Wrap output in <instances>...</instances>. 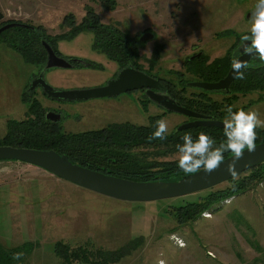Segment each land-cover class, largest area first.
<instances>
[{
    "label": "rangeland",
    "instance_id": "1",
    "mask_svg": "<svg viewBox=\"0 0 264 264\" xmlns=\"http://www.w3.org/2000/svg\"><path fill=\"white\" fill-rule=\"evenodd\" d=\"M109 1L0 0V11L3 21L40 26L50 36L68 34L92 14L100 23L113 25L131 38L151 32L153 37L147 41L137 38L140 67L147 70L150 65L152 74L179 88V75L174 71L182 73L185 80L193 79L183 66L187 57L199 51L212 61L239 44L235 34L249 35L257 3V0H112L110 7ZM225 29L234 33L221 35ZM53 44L59 56L77 59L71 67H52L43 72V79L54 89L96 87L112 79L120 68L96 47L91 29L60 36ZM251 64L264 66L259 58ZM39 67L23 59L7 34L0 35V139L9 121L25 118L28 102L23 93ZM196 91L187 86L185 95ZM39 94L37 90L34 97L42 109H47L45 117L57 114L56 120L65 132L120 122L128 107L134 115L133 123H147V113L133 99L134 94L75 101L53 100ZM207 94L216 101H222L226 95L216 91ZM123 100L127 104L121 110ZM231 108L255 110L264 119V98L260 91L240 94ZM160 110L154 107L150 113ZM161 119L168 122L170 133L189 117L168 111ZM158 149L139 145L128 152L144 162L178 158L177 150L163 146ZM247 174L249 171L241 176ZM227 186L226 181L179 197L151 202L123 201L79 187L40 167L3 160L0 243L6 248L33 243L28 256L30 264H68L55 251L56 241L70 247L117 250L135 238L139 246L110 264H264V181L252 183L246 192L222 201L220 208L202 213L196 220L179 223L171 215L173 206L199 200L206 191Z\"/></svg>",
    "mask_w": 264,
    "mask_h": 264
},
{
    "label": "trees",
    "instance_id": "2",
    "mask_svg": "<svg viewBox=\"0 0 264 264\" xmlns=\"http://www.w3.org/2000/svg\"><path fill=\"white\" fill-rule=\"evenodd\" d=\"M112 3L110 0L108 3L110 7H112ZM11 21H3L0 11V26ZM84 29L94 31L96 47L105 51L109 59L116 60L121 66L132 64L134 67L140 68L138 62L140 57L138 44L140 41L135 37L131 38L125 35L113 25L100 23L94 14L84 19L79 25L73 26L65 35L50 36L40 26L22 25L10 26L3 30L0 35H8L11 43L26 62L44 66L46 51L42 45L43 40L49 42L56 50L53 42L57 38L66 35L72 36ZM194 60L197 63L196 66L192 64ZM205 61L203 55L195 57L188 61L193 65L188 64V69L200 79L212 81L225 76L232 63V56L227 52L224 56L213 59L207 65L204 64ZM242 71L243 79H234L230 86V95L224 97L222 101L212 100L204 92L194 94L191 97H184L178 92L181 99L179 103L201 114H207L206 117L223 120L227 114L226 108L231 107L240 94L245 95L252 91H260L264 98V66L249 63ZM180 91L183 92L184 88ZM25 95L26 93H23V99L28 102L26 116L21 120L8 122L7 131L0 139V145L53 149L60 154L67 155L72 162L97 171H100L103 160L107 163L114 159L115 163H120V165L118 167L110 166L108 174L137 181L178 180L189 174L179 169L178 158L171 160L154 159L150 162H144L128 154L127 149H125V154H123L125 150L121 154L122 149L99 148L101 147L100 143L109 140L104 138L105 129L62 132L56 123L49 122L44 117L40 102L37 99H28ZM158 120H160V116H150L147 125L114 124L115 127H118V132L109 136L112 138L111 140L120 145L134 142L136 146H154L157 149L163 146L170 150H177V144L183 143V135L189 133L195 139L200 132H205L216 140L217 146L226 139L223 134V127L198 126L184 130L175 129L167 133V138L164 140H149L155 131ZM257 136L256 144L263 142L264 129L258 128ZM230 154L232 153L226 152L224 156L227 157ZM247 171L249 174L240 175L227 181L228 186L225 188L206 191L199 200L184 201L183 204L173 206L171 215L179 223L196 220L202 213L212 212L220 208L222 201L246 192L252 183L264 181V162ZM137 239L128 241L117 250L91 249L82 245L70 247L61 241H56L54 246L58 255H61L68 264L74 262L75 264H110L135 250L140 244ZM33 246L31 242H24L21 245L6 248L0 243V264H30L28 256L31 254ZM14 253H23V256L20 260H14L12 258Z\"/></svg>",
    "mask_w": 264,
    "mask_h": 264
},
{
    "label": "water",
    "instance_id": "3",
    "mask_svg": "<svg viewBox=\"0 0 264 264\" xmlns=\"http://www.w3.org/2000/svg\"><path fill=\"white\" fill-rule=\"evenodd\" d=\"M14 25L29 27V25L20 22H9L0 26V33L6 28ZM152 37L153 33L145 32L139 37V40L147 41ZM42 45L46 51L45 68H68L73 66V63L77 61V59L72 58L69 60L57 55L50 44L45 40L42 41ZM251 58L252 55H243L241 53L236 59L242 60L247 64ZM235 77L236 73H234L231 64L227 74L217 81H194L188 84L204 90L228 91ZM37 85L42 86L49 97L68 101L115 96L127 90L161 86L156 79L147 75L144 71L134 68L132 65L121 68L114 78L108 80L107 83L102 86L57 90L45 82L43 73L32 81L29 89ZM152 98L167 111L194 118L193 120L178 125L176 130H184L198 126L223 127L222 120L208 118L197 111L183 106L169 95L153 96ZM46 117L54 120L59 116L57 114H47ZM256 145L255 151L249 152L245 150L244 155L238 161H234L233 154L228 155L225 157V162L211 174L201 170L197 173L187 174L178 180L169 181H137L105 174L74 163L67 155L60 154L53 149H35L13 145H0V161L14 160L40 167L58 178L67 180L79 187L110 198L132 202H148L179 197L209 189L219 183L240 176L248 169L254 168L264 162V141ZM230 164H234V174L229 171Z\"/></svg>",
    "mask_w": 264,
    "mask_h": 264
},
{
    "label": "clouds",
    "instance_id": "4",
    "mask_svg": "<svg viewBox=\"0 0 264 264\" xmlns=\"http://www.w3.org/2000/svg\"><path fill=\"white\" fill-rule=\"evenodd\" d=\"M243 42V55H256L264 62V0H257L255 10L251 15L250 35L241 37ZM247 64L239 59L232 60V68L237 79H243L242 69ZM227 115L223 118V134L226 138L217 146L216 140L205 132H200L194 139L192 135L185 134L183 143L177 144L178 167L185 173H197L201 170L211 174L225 162L224 154H233L234 161L244 155L245 150L252 152L256 149L258 139L257 129H264V119L255 110L243 109L233 111L226 108ZM168 122L164 119L156 122L155 131L149 140H164L167 138ZM229 171L234 174V164L229 165ZM23 253H14L13 259L20 260Z\"/></svg>",
    "mask_w": 264,
    "mask_h": 264
},
{
    "label": "flooded vegetation",
    "instance_id": "5",
    "mask_svg": "<svg viewBox=\"0 0 264 264\" xmlns=\"http://www.w3.org/2000/svg\"><path fill=\"white\" fill-rule=\"evenodd\" d=\"M234 33V31H232V30H228V29H225L222 33H221V35H231V34H233ZM243 35H247L246 33H244V34H235V36L237 37V41L239 42V44H237V45H233L227 52H229L230 53V55L232 56V60L234 59V58H237L241 53H243V44L244 43H250V41L249 42H243L242 40H241V37L243 36ZM249 35H250V33H249ZM135 38H139L138 36H135ZM47 42V41H46ZM49 43V42H48ZM50 44V43H49ZM50 46H51V44H50ZM52 47V46H51ZM53 48V47H52ZM54 50V49H53ZM55 51V53L57 54V52H56V50H54ZM100 51H102V52H104L103 50H100ZM58 55V54H57ZM200 55H203L204 56V58L206 59V61H205V65H207V64H209L211 61H208V59H207V57H206V55L204 54V53H202V52H196V53H194L193 55H191V56H189V57H187L184 61H183V66L185 67V70H186V72L188 73V74H190V75H192L193 76V79H188V80H185V79H183V74L182 73H180V72H178V71H174V73L175 74H177V75H179V81H178V84H180V87L179 88H176V86L172 83V82H170V81H167L166 79H164V78H161V77H159V76H156V75H154V74H152L151 72H150V65H149V69H147V70H144L143 68H139V67H134L132 64V66L134 67V68H136V69H139V70H142V71H144L147 75H149V76H151L152 78H154V79H156L158 82H159V84L163 87H155V88H141V89H133V90H127V91H125V92H122V93H119V94H117V95H115V96H106V97H97V98H110V97H118L120 94H126V93H129V95H133L134 94V96H133V99H135V100H137L138 102H139V105L141 106V108H142V110L144 111V112H146L147 113V123H145V124H137V125H147L148 124V119H149V117L150 116H160V120H161V118L165 115V113L166 112H168L162 105H160V104H158L156 101H154L153 100V96H167V95H169L170 97H172L173 99H175L176 101H178V102H181V99H180V97H179V93L178 92H180V94L182 95V96H184V97H191V96H193L194 94H198V93H200V92H204V93H206V95L208 96V94H207V92H213V91H210V90H204V89H201V88H199V87H195V86H190L188 83L189 82H194V81H206V82H214V81H217V80H219V79H217V80H205V79H200L199 77H197V75L196 74H194L193 72H191L188 68H189V66H188V64L189 65H197V63H196V61L194 60L193 61V63L191 64L190 62H188L189 60H191V59H194L195 57L197 58V57H199ZM106 56H107V54H106ZM255 58H258V56H256V55H252V58L249 60V62L247 63V64H249V63H251V61L253 60V59H255ZM69 60H71L72 58H68ZM108 59H109V57H108ZM215 59V58H214ZM110 60H113V61H115V62H117L116 60H114V59H110ZM118 63V62H117ZM45 64H46V61H45ZM45 64H44V66H40L39 67V70L36 72V73H33L32 74V77H31V79H30V81L32 80H34L35 78H37L41 73H43L46 69H48V68H45ZM76 63H73V65H75ZM119 64V63H118ZM232 64V63H231ZM127 65H130V64H126V65H120L119 64V66H120V68H118L116 71H115V73L113 74V76H112V78H114L116 75H117V73H118V71L121 69V68H123V67H125V66H127ZM192 65V66H193ZM231 66V65H230ZM228 72V71H227ZM227 74V73H226ZM225 74V75H226ZM224 77V76H223ZM223 77H221V78H223ZM220 78V79H221ZM32 81H31V83H32ZM234 81V80H233ZM30 83V84H31ZM107 83V81H104L103 83H101L99 86H102V85H105ZM232 84V83H231ZM187 86H189V87H193L194 89H198V91H196V92H191L188 96H187V94L185 95V93H186V87ZM231 86V85H230ZM165 88V89H164ZM182 88H184V91L183 92H181L180 91V89H182ZM39 91L40 92V94L39 95H41V94H43V95H45L46 97H48V98H50V99H53V100H60V99H54V98H51V97H49L47 94H46V92L44 91V89L42 88V86H40V85H37V86H35V87H33L32 89H29L28 87H26V89H25V91H24V93H26V97L28 98V99H37L36 97H34V95H35V92L36 91ZM229 91H230V89L228 90V91H223V90H221V91H216V92H223V93H225L226 95L224 96V97H226L227 95H230V93H229ZM136 93H139L141 96H139V97H137V96H135V94ZM261 93V92H260ZM242 96H244V95H242ZM209 97V96H208ZM223 97V98H224ZM127 99V98H126ZM38 100V99H37ZM86 100V99H85ZM128 100V99H127ZM39 101V100H38ZM61 101V100H60ZM62 101H68V100H62ZM72 101H75V100H72ZM123 105H122V108H121V110L123 109L124 110V107H125V105L127 104L126 103V101H122L121 102ZM41 104V103H40ZM184 106V105H183ZM154 107L157 109V108H160L161 110V112L160 113H157V112H154V113H150V112H152L153 110H154ZM117 109H120V108H117ZM46 110L47 109H43V114H44V117H45V114H46ZM125 112V111H124ZM170 112V111H169ZM204 115V114H203ZM205 115H207V114H205ZM122 116H124L123 118H124V120H122V121H120V122H114V121H111V122H109L108 124H106V125H104V126H102V127H100V128H96V129H88V130H84V131H80V132H85V131H91V130H101V129H105V136H104V138H107V139H109L108 141H106V142H103V143H100V146L101 147H99V148H115V149H122L121 151H120V153L122 154V152H123V150H125V149H127V153L129 154V150H130V148H132V147H135L136 146V144L134 143V142H131V143H128V144H123V145H120V144H118V143H115V141H113V140H111L112 138L109 136V135H111V134H114V133H116V132H118V127H115V125L114 124H122V123H128V124H133V125H136L135 123H133L132 122V120H133V117H134V115L133 114H131V111H130V107H128V111L126 112V113H124ZM46 118V117H45ZM209 118V117H208ZM49 122H54V123H56V125L60 128V130L62 131V132H65V131H63L62 129H61V126L58 124V120H56V119H54V120H51V119H48V118H46ZM58 119V118H57ZM194 118H192V117H189V119H187L186 120V122L187 121H190V120H193ZM212 119V118H211ZM68 132V131H67ZM111 132V133H110ZM107 133V134H106ZM110 133V134H109ZM126 153V150H125V152L123 153V154H125ZM120 165V163H115V160L114 159H111V162H107L106 163V161L105 160H103L102 161V164L100 165V172H105V174L108 172H110V170L108 169L110 166H114V167H118ZM102 170V171H101ZM107 173V174H108ZM111 175V174H110Z\"/></svg>",
    "mask_w": 264,
    "mask_h": 264
}]
</instances>
